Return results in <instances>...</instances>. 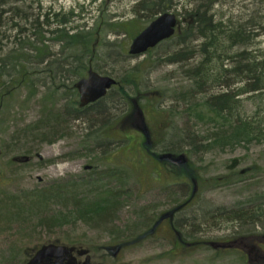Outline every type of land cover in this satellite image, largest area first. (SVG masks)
<instances>
[{"label": "rangeland", "instance_id": "obj_1", "mask_svg": "<svg viewBox=\"0 0 264 264\" xmlns=\"http://www.w3.org/2000/svg\"><path fill=\"white\" fill-rule=\"evenodd\" d=\"M103 1L40 0L42 7L35 5L34 12L38 13L42 8L44 12L70 13L74 10L71 24L89 28L103 13L114 20H129L127 33L113 30L107 35L111 42L121 40L123 52L110 44L107 46L116 50L106 51L103 45L99 47L92 65L95 71L114 77L125 85L128 82V78L123 79L126 71L139 70L138 80L129 87L132 89H128L126 99L121 98L114 86L104 99L89 108L80 105L78 92L75 98L82 109L81 116L64 117L67 119L65 130L52 142L41 141L35 134H28L26 129L43 114V107L53 110L62 107V102L53 105L43 100L47 93L46 83L52 78L41 75L36 81L35 95V89L23 86L13 96L5 97L0 105V146L4 149L0 158V197L4 193L10 196L41 188L60 179L88 178L92 171L112 170L119 166L127 172L123 182L130 197L116 214L115 222H105L106 226L78 220L50 231L47 227H33L37 219L32 220L28 228L0 221V264H26V250L39 249L41 245L51 243L88 248L94 262L101 264L254 263V260L247 263L238 253L214 244L241 239L264 246V208L252 209L250 219L240 223L213 216L222 213L225 208L246 204L264 192V140L234 145L208 142L211 138L206 136L214 128L210 120L211 108L206 104L205 95L192 98L189 94L195 85L189 80L190 75L187 76V67L194 65V60L170 61L180 48L178 43L181 40L177 36L182 32L181 23L184 22L185 26V19H191L188 12L202 1L174 0L168 11L176 12L181 18L178 32L140 56L130 55L129 46L134 36L150 21L144 23V18L136 14L135 0H105L106 4L102 5ZM253 1L224 0L215 4L212 11L224 23L236 24L249 17L254 9ZM254 16L253 13L250 17ZM5 28L8 25L2 23L0 31ZM5 32L10 36L15 30ZM258 34L252 41V48L264 53V33ZM184 38V45L189 46L198 41L195 45L198 47L203 41L201 38L191 40L192 37L188 38L185 34ZM3 42H7V39ZM3 42H0V57L11 46V42L8 46ZM52 49L56 52L58 46L53 45ZM222 65L230 66L228 60ZM55 76L57 81L61 79L59 73L55 72ZM85 77H88L87 73ZM221 79L223 84L225 79ZM240 80L236 78L233 84L236 91L244 89V82ZM71 81L67 76V84L70 85ZM213 88L219 92L222 87L220 84L212 85L210 91ZM248 97L246 93L239 95L240 106L235 110L234 117L240 114L238 116L246 118L258 111L264 112V93L250 99ZM132 120L136 123L128 122ZM140 126L144 131L147 129L151 141L140 131ZM109 137L118 141L104 142ZM163 149L167 151L165 159H161L160 153H157L165 152L161 151ZM181 151L185 153L182 156ZM115 181L117 178L111 182ZM194 181L198 182V199L190 201L192 197L186 193ZM176 182H189L190 189L185 184L180 193L179 188H174V185H178L174 184ZM101 184L97 187L99 192L95 186H82L78 189L81 191L78 195L85 203L100 199L106 195L101 192L105 189L101 188ZM180 202L183 204L176 206ZM50 207L52 211L61 209L59 204ZM144 208L153 221L166 219L169 214L180 210L174 220L180 237L169 231L168 221L160 222L156 229L154 224L157 220L150 224V231L149 227H142L140 221L143 219L137 216ZM112 233L115 234L112 236ZM139 235L144 238L134 241ZM183 236H187V239L197 237L201 245L185 248L180 241ZM122 242L131 244L123 247L120 245ZM259 261L264 264L263 260Z\"/></svg>", "mask_w": 264, "mask_h": 264}, {"label": "trees", "instance_id": "obj_2", "mask_svg": "<svg viewBox=\"0 0 264 264\" xmlns=\"http://www.w3.org/2000/svg\"><path fill=\"white\" fill-rule=\"evenodd\" d=\"M0 1L7 2V0ZM32 1L33 4L42 7L40 0ZM135 1L136 14L144 18V23H148L155 15L170 9L174 0ZM216 2L217 0L211 1L209 8L204 7L199 2L194 9L188 12L191 19H185L187 20L185 26H183L184 22L181 23L182 32H179L180 35L177 36L181 40L178 43L180 48L174 52L170 61L179 62L190 58L184 54L185 47L192 49L189 45H184V34L188 38L199 36L202 40L204 39L200 44L204 48L212 46V44L216 46L221 44L227 49L229 47L225 55L205 56L199 64L187 67V76L190 75L189 80L195 85L189 94L192 98L199 94L205 95L206 104L211 108L210 120H212L214 128L206 136V138H211L208 142L214 141L217 144L226 142L232 145L244 142L252 143L253 141L260 142L264 140V112L258 111L253 116L248 115L246 118L238 116L240 114L234 117V113L240 106L239 95L249 94L248 98L250 99L264 93V53L255 48L247 51L244 64L239 65L240 69L233 68V62L229 61L230 66L222 65L225 60H229L232 47L237 45L234 43L238 42L237 28H239V24L222 21L219 23V27L211 32H202V29H198L200 22L207 19L210 14L213 18L212 13L214 12L212 10ZM105 4L106 1L104 0L102 5ZM34 9L27 16L24 14L16 15L12 11L8 16L6 22L8 29L15 30V33L8 35L12 45L0 57V105L4 103L5 97L13 96L14 92L23 86L27 87L26 89H35L33 91L35 95L37 92L36 81L41 75L46 74L50 79L52 78L46 83L47 93L43 100L53 105L55 102H62V107L58 110L43 107V114L26 128L28 134L33 133L41 141L52 142L61 136L65 130L64 123L67 122V119L65 120L64 117L67 118V115H71L72 118H79L81 116L82 109L79 108V103L76 102L77 99L75 98L78 94L74 87L75 82L86 76L90 64L94 62L98 54L99 47L104 45L106 51L117 48L123 52L121 40L111 42L107 35L109 31L113 30L127 33V25L130 21L114 20L103 13L97 18L95 25L89 28L71 24L74 10H71L70 13L52 10L44 12L42 8L38 13H35ZM1 20L0 18V26H2ZM246 26H249V22L240 25V27ZM108 44L115 48L108 47ZM53 45L58 46L56 52L52 49ZM57 55L60 57L56 58ZM55 72L59 73V76L61 75L59 81L56 80ZM124 75L123 79L128 78L127 84L117 81L116 88H114L122 95L121 98L126 99L128 89H132L129 87L134 84L135 80H138L140 73L139 70L136 72L133 69H128ZM67 76L68 79H72L70 85L67 84ZM221 77H224V82H228V78L231 79V77L234 80L240 78V82H244V89L236 91L235 88V91L231 90L230 93L216 92L214 88L210 91L209 88L212 85L222 84ZM92 105H89L88 108ZM97 105L95 104V106ZM2 108L1 106V110ZM69 110L71 111L68 113ZM128 122L134 123L133 120ZM92 139L96 140V138ZM113 139L109 137L104 142L118 141ZM92 172L88 174V178H81L82 180L60 179L30 191H21L10 196L4 193L0 197V221L5 224L16 223L28 228L32 225L31 221L37 219L38 222L32 225L33 227H47L50 231L78 220L97 225H104L105 222L114 223L116 214L125 206L127 197H130L127 186L123 182V177L127 172H124L120 166L112 168V170ZM113 178H117V181L111 182ZM101 182V188H105L101 192L106 193V195L93 202H83V199L78 195L81 193L78 189L89 185L95 186L98 190L97 187ZM184 187L185 183L178 187L180 193L183 192ZM55 204H59L61 209L52 211L50 206ZM259 208H264V192L241 206L221 209L222 211H219L222 213L213 217L219 216L240 223L250 219L252 209ZM137 217L143 219L140 221L142 227H149L156 221L146 215L145 208L139 211ZM151 228L149 227L148 231ZM176 228L178 227L176 226ZM113 234L115 233H112V236ZM186 237L180 238L185 248H187L186 246L197 248L201 245L197 237L193 236L194 238L190 239ZM141 238H144L143 235H139L134 241ZM128 244L131 242H122L120 245L125 247ZM35 250L36 248L25 251L27 259L33 256Z\"/></svg>", "mask_w": 264, "mask_h": 264}, {"label": "bare ground", "instance_id": "obj_3", "mask_svg": "<svg viewBox=\"0 0 264 264\" xmlns=\"http://www.w3.org/2000/svg\"><path fill=\"white\" fill-rule=\"evenodd\" d=\"M213 0H202V5L206 8L210 7V2ZM224 0H217L215 4L223 3ZM254 2V9L250 14L248 15V18H243L242 21H237L236 24H239V28H237V36H238V42H235L232 47V50H230V58L229 62H233L232 67L236 69H240L241 64H244L246 58L245 56L248 54L247 51L253 49L252 48V41L253 39L258 36L259 32L264 33V0H255ZM35 3L33 4L32 0H7V2H1L0 1V12L2 13L0 15V18L2 19L1 22L7 24V19L11 11L13 13L21 14L27 16L31 13V10L34 9ZM255 14L254 17H250L252 14ZM213 14V18L210 14L207 19L202 20L200 22L198 29H202V32H211L219 27V23L222 22V19L214 18L215 13ZM7 15V16H6ZM247 19V20H246ZM249 22V26L246 27H240L242 23ZM258 25L259 27L255 26ZM6 29V28H5ZM8 30V28L6 29ZM6 30H1V38L0 42H3V40L7 39V42H3L5 46H8L10 43L9 37L6 35ZM199 31V30H198ZM200 39L199 36L192 37L191 40ZM204 40V39H203ZM198 42V41H196ZM195 42V45L197 43ZM12 45V44H11ZM195 45H191L190 49L189 47L184 48V54L190 58L188 60L193 61L194 64H199L201 60L205 56H215L216 54L225 55L227 53L228 49L224 47L223 45H215L212 44V46H208L207 48L202 47L199 45L196 47ZM10 47V46H9ZM242 56H241V55ZM192 55V56H191ZM244 56V57H243ZM197 58V59H196ZM235 58V59H234ZM235 80L233 77L228 78V82H224L221 84V90L220 93H230L229 91L234 90L235 88L233 86ZM233 86V87H232Z\"/></svg>", "mask_w": 264, "mask_h": 264}, {"label": "water", "instance_id": "obj_4", "mask_svg": "<svg viewBox=\"0 0 264 264\" xmlns=\"http://www.w3.org/2000/svg\"><path fill=\"white\" fill-rule=\"evenodd\" d=\"M177 23V15L174 12L168 11L160 14L133 39L129 53L138 56L170 38L176 31ZM114 84H116L115 78L101 75L91 67L88 77L75 83V88L80 94V105L86 106L104 97ZM2 153L3 148L0 146V155ZM74 250V247L65 245H44L27 264H65L64 261L67 260L68 254Z\"/></svg>", "mask_w": 264, "mask_h": 264}, {"label": "flooded vegetation", "instance_id": "obj_5", "mask_svg": "<svg viewBox=\"0 0 264 264\" xmlns=\"http://www.w3.org/2000/svg\"><path fill=\"white\" fill-rule=\"evenodd\" d=\"M139 125V123H137ZM141 131L144 133V135L148 138L149 141H151V139L149 138V135L147 133V129L144 131V129H142V127L140 126ZM161 151H165V152H157L160 153V158L161 159H165L167 157L166 154V150H161ZM182 156V154L184 155L185 153H183L181 151L180 153ZM175 159L172 160V162H174ZM182 183H185L189 186L190 189V183L189 182H176L174 184H178V185H174V188H178L180 185H182ZM199 185H200V181H199ZM197 186H198V182L194 181V185H192L191 189L189 191H187L186 194L190 193V197L192 201V199L197 198ZM204 186V185H203ZM198 199V198H197ZM193 203V202H190ZM180 204H183V202H180L179 204H177L176 206H179ZM175 206V207H176ZM174 207V208H175ZM180 207V206H179ZM177 208V207H176ZM179 211H177L176 213L174 212V214H169L168 218L166 219H160V220H156L153 224H154V228L158 227L160 225V222L162 221H168L167 223H169V231L174 232V235H177V237H180L179 231L176 228V224L174 222L175 217L177 216ZM157 229V228H156ZM152 231H156L154 229H152ZM242 238H244L245 236H241ZM221 249H225V250H230V251H234L236 253H238L243 259H245V261L247 263H251L253 260L255 261L252 264H261L260 260H263L264 262V246H260V245H256L251 243L248 240H228L227 242H224L223 244H221V247H219ZM66 264H101L99 262H94L93 260V256L91 254V252H89L87 249H80V248H75V250L71 253L68 254L67 256V260H65Z\"/></svg>", "mask_w": 264, "mask_h": 264}]
</instances>
